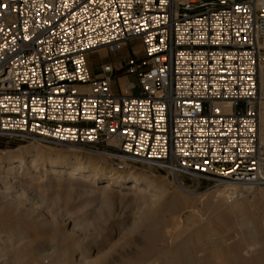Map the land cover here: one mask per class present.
Listing matches in <instances>:
<instances>
[{
  "label": "built area",
  "instance_id": "obj_1",
  "mask_svg": "<svg viewBox=\"0 0 264 264\" xmlns=\"http://www.w3.org/2000/svg\"><path fill=\"white\" fill-rule=\"evenodd\" d=\"M128 45L92 76L90 53ZM261 70L264 0H0V139L67 144L121 173L264 183ZM118 72L136 95L112 92Z\"/></svg>",
  "mask_w": 264,
  "mask_h": 264
},
{
  "label": "rangeland",
  "instance_id": "obj_2",
  "mask_svg": "<svg viewBox=\"0 0 264 264\" xmlns=\"http://www.w3.org/2000/svg\"><path fill=\"white\" fill-rule=\"evenodd\" d=\"M132 48H134V50L137 49L135 46ZM102 49L105 51L104 54L99 51H94L89 55L88 63L92 76L98 75L99 65L101 63L121 60L126 58L130 53L129 45L124 46L121 50L116 52H109L106 48ZM126 81L132 82L135 85L132 93L136 95L138 86L135 76L123 75L120 72L116 73L111 81L112 92L117 96L121 95L124 92L122 90V85ZM258 89L260 95L258 107L259 131L260 122L262 116H264L262 115L264 114V79H261L260 76L258 78ZM29 144H38L39 146L36 153L50 157L53 155H62L63 152L66 153L65 151L70 146L67 144H57L39 140L8 142L4 139H0V158L5 157L4 153L13 154L15 149H20ZM97 155L98 159L101 161L104 160L111 164V161L104 156ZM137 167L138 168H134V170H127L126 172L136 171L138 173L144 171L163 182L165 191L156 193L160 195L159 199H156L157 201L153 198L149 199L150 197L147 193L136 194V190H128L125 186L119 184L103 191L95 186L96 183H100L101 180L95 181V185H89L87 184L88 182L82 180L83 177L81 174L75 176V179L70 180L67 178V175L60 171L47 172L44 175L42 170L32 172L29 168H26L23 173H20L21 175L18 174L16 175L17 177L13 179L22 181L19 183L18 187L15 186L14 190L11 191V195L14 197L16 196L13 203L11 201L9 205H6V200L1 197L3 187H1L2 185L0 184V235L2 237L5 236V238L9 237L7 229L8 227H13L11 226L13 224L15 225L14 227H21L26 231V239L32 238L39 244L38 246H41L38 249L40 253L46 249H50L54 251L55 254L59 250L61 252V249H67L69 252V254L67 252L69 255L68 259H72L70 261L75 262L78 259L77 250H75V246L77 245L79 248L78 250L83 251L84 257L87 259L102 255V257L97 260L98 262L114 260L115 264H133V257L137 255L140 245L144 241L143 233L152 222L157 223H155V226L160 233H164L165 230L168 231L169 227V232H171L173 231L171 229L177 226L175 228L176 231L180 230L181 232L179 234L184 235L182 234L183 231L186 233L184 236L188 235V229L193 230L197 226L206 225V222H209L214 229H217L216 233H220L218 234L219 236L223 232L222 236L224 240L222 241H226V246L230 245L229 247L233 248L236 243H244V245H242V251H240V256L242 258L245 257L243 258L245 261L247 260V262L253 263L254 257L252 255L259 251L260 245H252L247 236L249 231L253 229L255 232L257 228L260 229L256 230L257 233L261 231L260 233L264 234V204H262V200H264L262 199L264 198V183H241L229 180L202 181L187 174H180L176 178L166 170L144 165H138ZM231 183L235 185V188L231 187V189L226 190V185ZM96 190L97 193H95ZM100 192L102 193L100 194ZM150 193H152V191ZM228 193H232L231 197H228L230 196ZM173 195L176 199L179 197L177 199L179 203L171 208L167 202ZM224 196L227 201L224 199ZM151 200H153V202H151ZM220 202L224 203V206H222V208L224 207L223 209L218 205ZM231 203L232 205L240 203H242V205L245 204L244 209L247 211H244L243 214H238L236 212H232L231 214V212H227L229 206H232ZM14 206L16 207L14 208ZM7 208L9 209L7 210ZM220 209H222L223 212ZM222 215L227 218L222 217ZM193 220L197 224L199 221L202 224L199 222L197 225ZM189 223H194V225ZM172 224L173 226H171ZM182 224L185 225V228ZM249 225L252 229H249L251 228ZM179 226L180 228H178ZM247 226H249V228H247ZM176 231L174 230V232L171 233L173 238L170 239L178 240L180 237H184H179V235L176 236L174 234ZM174 235L179 238L175 239ZM240 236L241 238L243 236V238H239ZM5 238L3 237L2 240ZM166 238V241L161 243V245L164 246L168 241L169 244L173 243V240L170 241L168 236H166ZM231 241L235 244L233 243L232 245ZM224 242L222 246L225 245ZM9 245L13 248L15 246L14 240H11ZM244 246L248 248L245 247V249ZM243 250L246 251V254H244L245 251L243 252ZM9 260L10 259L5 260V262L7 261L6 263L8 264H15L12 260V262ZM45 261L42 262V264H69L66 259H62V257L58 255L50 257L48 259L50 263ZM97 261H94V264H96ZM156 261L157 257L151 256L140 264H159L157 263L158 261Z\"/></svg>",
  "mask_w": 264,
  "mask_h": 264
},
{
  "label": "bare ground",
  "instance_id": "obj_3",
  "mask_svg": "<svg viewBox=\"0 0 264 264\" xmlns=\"http://www.w3.org/2000/svg\"><path fill=\"white\" fill-rule=\"evenodd\" d=\"M97 51H99L102 54H104V52H105L104 49H102V48L98 49ZM259 76L261 79H264V70L260 71ZM128 86H129V84L124 82L122 85V87H123L122 90L125 91ZM262 115H264V114H262ZM259 131H258L259 132V134H258L259 142L264 144V116H262ZM38 144L37 145H30L29 144V145L23 146L20 149H15L13 151L14 152L13 154L4 153L5 157L0 158V184L2 185V186L1 185L0 186L3 187V192H2L1 197H2V199L6 200L5 201L6 205L7 204L9 205L11 203V201L13 203L16 196L15 197L12 196L11 191L14 190L15 186L18 187L19 183L22 182L19 179H16V180H13V179L15 177H17L16 175L23 173L24 169H26V168L27 169L29 168L32 172H38V171L42 170L44 175L47 172H59L60 171L61 173L67 175V178L70 180L75 179L76 178L75 176H78L79 174H81L83 177L82 180H84V182H88L87 184H89V185H95V183H94L95 181L101 180L100 183H98V184L96 183L95 186H96V188H99L103 191H106L107 189H110L112 186H116L119 184L121 186H125V188H127L128 190H136V194H146L147 193V194H149V197H150L149 199L153 198L154 200L159 199V197H160V195H158L156 193H161V192L165 191L163 182L156 179L150 173H146L144 171L138 172V173L136 171H132V172H126L125 171L123 173H119L114 168H112L111 164L107 163L104 160L101 161L100 159H98L97 154H95V153L93 154L92 152H89V151L83 152V150H80L77 147H73V146H69L68 149L65 151L66 153L63 152L64 154L62 153V155H59V156L53 155L51 157L50 156H43V155L36 153L38 146H39ZM226 186H227L226 190L231 189V187L235 188V185H232V183L228 184ZM151 191H152V193H150ZM95 193H97V190ZM101 193L102 192H100V194ZM228 194H230V193H228ZM231 194L228 197H231ZM177 199L173 195L172 198L169 199V201L167 202L168 205L171 208L175 207L179 203V201ZM224 199H225V196H224ZM262 199H264V198H262ZM151 202H153V200H151ZM259 202H261V201H259ZM214 203H215V201H214ZM262 204H264V200H262ZM218 205H219V207L222 208V206H224V203L220 202V204H218ZM225 205H226V203H225ZM231 205H232V203H231ZM244 205H242V203L233 204L231 207L229 206V209H227L228 211L226 209L225 210L229 213L231 212V214H232V212H236L238 214L239 213L243 214L244 211H247L244 209ZM259 205H260V203H259ZM169 206H168V208H169ZM15 207L16 206H14V208ZM210 207H212V206H210ZM8 209L9 208H7V210ZM222 209H220V210L223 212ZM248 209H249V207H248ZM213 211H215V210H213ZM246 213H248V212H246ZM214 215H216V214H214ZM223 215H222V217H224ZM211 216H213V215H211ZM155 221H158V220H155ZM199 222H198V224H199ZM155 223L156 222H152L149 225V227L146 229V231L143 233L144 241L140 245V248L138 250L137 255L135 257H133V260H132L133 264H140L142 261L147 260L151 256H154V257L156 256L157 261H158V262L157 261L156 262L159 264H264V234H261L260 233L261 231H259V233L256 232V230L259 228H257L255 230V232H256L255 233L253 231L252 227L250 226L251 224L249 225L251 228H249V226H247V228L252 229L251 230L252 232L249 231L247 237L250 240L252 245H255V246H258V244L260 245V249L256 254L253 253V251L251 250L252 253L255 255V256L252 255L254 257L253 263L247 262V260L245 261L243 259L245 257L242 258L240 256V251H242L241 249H242V245H244V243H243L244 241L242 242L243 244H241V242L235 244L234 242L231 241L232 245H233V243L235 244L234 247L232 246L233 248L229 247L230 245L226 246V244H225L226 241L225 242L222 241V240H224V237L222 236L223 232L219 236L218 234H220V233L218 232V234H217L216 233L217 229H214L213 226L209 224V222L208 223L206 222V225H200V226H197L196 228L194 227L195 229H193V227L191 226L193 230L188 229L189 233L187 232L188 235H186V236H184L186 233H184L183 231H182V234H184V235L179 234L181 232L180 230L176 231L175 228L177 226H174L171 229V230H173L171 232H169V228H170L169 227L168 231L165 230L166 232L164 231V233H160L159 230L157 229V227L155 226ZM177 224H180V223H177ZM189 224L194 225V223H189ZM8 225H9V223H8ZM11 226H13V227H8V229H7L9 237L5 238V236H3L5 239L2 240L3 237L0 235V262H1V264H8V263H6L7 261L5 262V260H8V259H10L9 261L12 260L15 264H18V263L19 264L20 263L21 264H42V262H44L45 260H47L45 262L48 263L50 261V260L48 261V259L50 257H53V255H54V257L58 255L59 257H62V259H66L67 261L69 260L68 259L69 252L67 251V249H64V250L61 249L62 250L61 252H60V250L57 251L58 253L56 252L57 253V254L55 253L56 255L54 254V251H51L50 249H46L41 253L38 252V249L41 246H38L39 244H37L36 241L33 240L32 238L26 239V231L23 228H21V227L16 228V227H14L15 225H13V224ZM171 226H173V224ZM182 226L184 227L185 225L182 224ZM178 228H180V226ZM249 229H246V230H249ZM174 230L176 231L174 233L176 236L179 235V237L180 236H182V237L184 236V237L183 238L180 237V239H178L179 237L177 238L174 235L175 239L177 238L178 240L170 239V238H173L171 236V233L174 232ZM231 234H229V235H231ZM166 236H168L170 241L173 240L172 241L173 243L169 244L168 243L169 241H168L167 244L165 243V245L163 246V245H161V243L166 241V239H167ZM225 238H226V235H225ZM235 238H237V237H235ZM239 238H241V236ZM242 238H243V236H242ZM244 238H246V237H244ZM11 240H14V242H15V246L13 245L14 246L13 248H12V246L9 245ZM230 240H227V241H230ZM244 240H246V239H244ZM223 242L225 244L224 246H222ZM245 247L248 248L247 246H244V248ZM64 248H66V247H64ZM256 248H258V247H256ZM78 249L79 248L76 245L75 250H77V254H78V259H77V261H75L76 263L74 261H70V260H72V259H70L68 261L69 264H94L95 263L94 261H97L102 257V255H98L95 258L87 259L84 257L85 255H84L83 251L78 250ZM244 251L245 250H243V252ZM67 252H68V254H67ZM243 252H242V254H243ZM244 254H246V251ZM96 264H115V261L114 260L100 261V262L97 261Z\"/></svg>",
  "mask_w": 264,
  "mask_h": 264
}]
</instances>
